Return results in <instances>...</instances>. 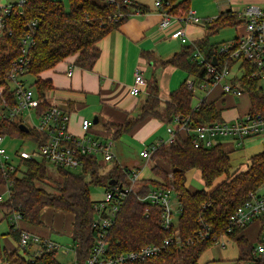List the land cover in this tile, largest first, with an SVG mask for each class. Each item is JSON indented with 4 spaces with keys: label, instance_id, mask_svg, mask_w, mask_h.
<instances>
[{
    "label": "trees",
    "instance_id": "1",
    "mask_svg": "<svg viewBox=\"0 0 264 264\" xmlns=\"http://www.w3.org/2000/svg\"><path fill=\"white\" fill-rule=\"evenodd\" d=\"M166 1L171 6H167ZM68 2V7L63 0H25L23 4H12L14 12L6 18L7 26L0 29V86H5L6 96L13 95L6 74L22 57L23 38L27 33L32 35L33 42L27 53L29 61L24 66L26 73L22 81L27 84L25 77L33 75L35 79L28 85L42 97L54 88L52 80L43 78L42 72L70 56L75 57L76 66L92 69L101 54L100 41L132 14L150 10L138 0ZM164 8L172 14L185 15L191 8L190 0H165ZM33 20L37 21L35 27L31 28L30 23ZM241 22L239 15L231 9L221 12L211 21L205 20L207 35L193 43H183L179 52L162 63H170L187 71L196 86L202 81L210 82L213 75L208 71V64L217 56L220 65L230 55L219 52V46L224 41L213 42L210 36L226 26H236ZM197 49L204 54V62L193 57ZM145 56H148L147 52ZM234 62L231 60V63ZM242 68L243 74L239 82L251 99L249 113L263 117L264 84L259 77L252 75L257 69L250 62H244ZM145 85L148 86L149 94L137 113L128 115L122 123H105V130L112 134L113 139L118 140L149 116L166 123H172L178 116L187 119L191 129L222 120V109L215 102L204 98L198 104L194 103L195 89L187 81L173 90L166 101L160 97L156 78ZM48 105L49 102L45 100L41 109ZM30 132L21 130L18 122H10L0 117V135L8 133L11 137L23 138ZM231 150L222 142L210 147H196L191 141V134L183 137L180 132L176 142L161 145L153 153V158L167 166L153 164L152 177L141 179L139 189L128 194L108 234L113 250L139 249L144 245L163 243L165 239L174 237L175 241L160 255L127 264H200L202 253L215 242L209 238H197L195 232L201 230L205 224L213 225L218 233L223 231L234 210L252 194L260 193V188L264 185V150L254 154L247 168L242 170L233 169ZM21 162L22 165L16 170L9 169L7 175L0 172V184H7L8 181L12 183L9 195L0 200V222L3 219L9 220L11 214L17 211L22 215L23 222L41 226L44 225L42 216L46 208L71 216L77 264H84L97 243V230L93 227L96 200L91 198L90 187L92 184L104 187L128 185V167L113 161V165L104 172V164L93 155L86 158L82 170L79 171L53 166L57 175L55 176L50 173L49 166L52 165L44 160L24 159ZM192 169L201 171L206 188L188 187L187 173ZM153 187H172L175 190L182 206L176 229H163V208L160 205L139 199L140 195H145ZM248 226L235 228L229 234L236 239L239 247L240 254L235 264H264V253L255 252V244L243 234ZM5 235H11L19 241L20 231L11 224L8 232H0V264L7 261L9 264H64L59 260L57 250L43 251L34 256L30 252H27L29 255H23L19 248L8 250L3 243ZM177 235L181 238L180 243L176 240Z\"/></svg>",
    "mask_w": 264,
    "mask_h": 264
},
{
    "label": "built area",
    "instance_id": "2",
    "mask_svg": "<svg viewBox=\"0 0 264 264\" xmlns=\"http://www.w3.org/2000/svg\"><path fill=\"white\" fill-rule=\"evenodd\" d=\"M25 0H21L23 4ZM165 0H154V6L159 11L162 9L160 29L169 28L176 20L185 22H202L211 21L213 18L202 19L197 15L196 10L190 9L185 15L172 14L164 8ZM167 6H171L166 1ZM14 12L13 5H0V29H4L6 18ZM244 18L245 30L239 33L236 38L227 40L220 44L219 52L230 53L228 59L219 65L210 62L208 71L213 75L210 82L202 81L196 86L193 79L187 80L191 88H199L202 91H208L213 85L221 83L225 92L242 94L243 88L240 85L239 78L243 74V63L248 61L257 70L252 73L253 76L259 77L264 84V7L260 5H249L240 14ZM37 20L30 23L33 28ZM12 32L10 31L9 34ZM172 39H178L182 43H193L184 27L174 28L170 35ZM33 40L32 35L27 33L23 38L24 47L22 48V57L14 63V67L6 74V80L13 90L11 97L6 96L5 86H0V117L7 121H14L28 126L27 137L20 138L23 141L27 138H33L39 143L38 148L32 150L27 148H16L14 154L10 153L6 139L11 137L8 133L0 135V172L7 175L8 170H16L22 165V160H44L57 168H63L72 171L82 170L85 160L88 156H97L98 160L105 166L113 162L117 157L113 151L115 139L112 134L106 131L103 134H94L91 129L94 122L90 118L82 120V129L84 134L77 135L70 131V111L68 107L54 100V90L50 89L45 95L38 96L30 85L23 83L22 78L25 76V64L28 63L27 53ZM193 57L199 62L205 61L204 54L197 49ZM215 57V56H214ZM217 57V56H216ZM214 59V58H213ZM231 60L235 61L231 63ZM75 68L71 64L68 69V75L73 74ZM146 79L140 68L135 71L134 83L130 88L131 95H139ZM203 99V98H200ZM47 100L49 105L41 109L43 102ZM36 117L37 120L34 118ZM187 119L176 117L175 125H168L167 132L169 136L166 139L148 144L140 151V155L146 160L152 159L153 153L165 143H174L179 137V130L185 129L191 131V141L196 146L201 145L210 147L220 141L219 137L236 136L242 140L244 137L260 133L264 130V116L256 117L250 113L236 118L235 120H220L211 124H201L194 129L190 128ZM32 132H35L32 134ZM17 138V137H11ZM241 143V141H240ZM140 168L129 169L128 185H119L115 187H105L104 196L101 200L94 202L96 214L93 220V227L97 230V243L94 245L91 255L86 259L84 264H127L137 260H145L161 254L170 244L175 241L174 237H169L163 243H150L139 249L126 251L113 250L108 240V234L111 227L120 212L128 194L136 192L142 183L140 180ZM11 181L7 184H0L6 187V193L0 194V200H3L10 193ZM175 190L170 188L153 187L145 195H140L139 199L160 205L162 209L161 222L163 229L171 231L178 227L179 217L182 212V206L179 202ZM173 196H176L177 206H173ZM148 210V209H147ZM178 218L175 219V215ZM11 224L14 229L20 231L18 246L24 252H31L34 255L41 254L43 251H55L62 247L61 244L49 237L42 236L29 229L22 228L20 222L23 220L22 215L14 211L11 216ZM260 223V233L258 244L255 245V252L264 253V193L252 194L247 200L242 202L230 215L228 225L219 232L213 225H207L195 232V236L201 239H212L215 243L221 238L228 236L235 228L246 227L253 222ZM178 243L181 242L179 235L176 236ZM223 245L226 242L223 241ZM37 247L35 251L31 249ZM76 253L75 248L72 249ZM34 252V253H33ZM3 264H9L4 262ZM72 264H77L76 257ZM246 264H252L247 262Z\"/></svg>",
    "mask_w": 264,
    "mask_h": 264
},
{
    "label": "crops",
    "instance_id": "3",
    "mask_svg": "<svg viewBox=\"0 0 264 264\" xmlns=\"http://www.w3.org/2000/svg\"><path fill=\"white\" fill-rule=\"evenodd\" d=\"M20 1L0 0V5L16 4ZM138 1L147 5L150 10L145 13L137 12L132 14L129 19L123 22L118 28L113 29L100 41L101 54L92 69H84L76 66L74 64L75 57L70 56L59 62L55 67L41 73L43 78H49L53 82L54 100L68 107L70 111L69 129L74 134H84L81 125L84 118H90L94 122V118L97 116L98 122L94 123L91 132L99 135L106 132L104 126L106 122L122 123L128 115L137 113L140 110L149 91L148 86L145 85L139 95L130 94V88L134 83L137 68L142 70L147 83L155 78L157 79L160 97L163 101L169 100L171 92L178 88L182 82L190 79L187 71L184 69L170 63L163 64L162 62L183 48V43L180 40L172 39L169 36L174 28L184 27L191 40L196 41L208 33L205 21L185 22L176 20L169 28L161 30L160 21L162 15L155 8L154 0ZM209 2L210 0H192L191 6L202 11V14L205 15L204 20L206 18L217 17L221 12L229 9L237 13L242 22L236 25L239 26L238 34L234 38L245 30L244 18L240 15L245 8L249 5H260L264 7V0H214L215 6L213 7L214 9L216 8L217 11L215 13L217 14L209 15L210 8L207 6ZM146 52L148 56H145ZM71 64H74L75 68L73 74L68 75V69ZM204 93L205 96L203 99L206 98L208 101L215 102L216 106L222 109L221 114L223 120L231 121L244 116L249 113L252 107L251 99L247 92L244 91L240 95L225 92L221 83L213 85L208 91H204ZM236 97L244 98V102L246 103L244 108H241L238 103H228L230 98ZM200 100L199 97L196 104ZM172 123L175 122L173 121ZM172 123H166L164 120L149 116L140 121L127 133L132 135L138 134L140 136L139 138L151 144L159 139H166L169 136L166 128ZM179 132L183 137L192 134L191 131L185 129L179 130ZM263 133L264 130L260 133L244 137L242 140L236 136H230L232 138L228 141L222 140V137L218 138L225 146L232 149L230 156L234 170L246 169L251 157L264 150ZM259 136H261V140L255 141ZM150 160L153 161V164L158 162L153 157L152 159L146 160V162L150 163ZM159 162L161 163V161ZM162 164L165 167L167 166L164 162ZM134 168L140 167L135 166ZM144 178L143 172L142 174L140 173V179ZM6 190L5 186L0 185V194L6 193ZM24 224L21 223L20 226L28 229ZM256 224V238H258L260 230V223L258 221L248 226L243 234L247 235L246 232ZM34 226L43 227L47 226V224L44 222V225ZM31 230L42 236L49 237L58 243L60 242L53 239L51 233H47L44 229H40L39 231ZM70 234L72 238V229ZM12 239L15 241V238L12 237L11 239H4V245L8 250L18 248V241H15V243ZM33 248L37 249V247Z\"/></svg>",
    "mask_w": 264,
    "mask_h": 264
},
{
    "label": "rangeland",
    "instance_id": "4",
    "mask_svg": "<svg viewBox=\"0 0 264 264\" xmlns=\"http://www.w3.org/2000/svg\"><path fill=\"white\" fill-rule=\"evenodd\" d=\"M66 7H68L69 2L68 0H63ZM192 0H190V7L191 9H196L195 7L191 6ZM210 8V12H208L209 15H215L217 10L214 9L213 6H215L214 0H210L209 4L207 5ZM197 15L204 19L205 15L202 14L201 10H197ZM208 17V16H206ZM238 27L239 26H226L222 28L218 33H215L210 36L211 41L213 42H222L224 40H229L231 38H234L238 34ZM182 43V42H181ZM64 65V64H63ZM54 72V71H51ZM26 83L31 84L35 77L31 74L27 75L25 77ZM195 98L194 103H196L200 98H203L205 96L204 91H202L199 88L195 89ZM229 104L238 103L241 108H244L246 106V103L244 102V98L236 97V98H230L228 100ZM36 120L37 118L34 117ZM172 125H175V123H172ZM167 129V128H166ZM165 129V131H166ZM264 134V133H263ZM140 136L138 134L132 135L129 133H124L118 140H115V146L113 147V151L116 152L117 157L115 158L114 162L123 165L124 167H128V169H133L135 166H139L141 168V171L143 172V176L145 178H151L152 176V168L153 161L150 160V163L146 162V160L140 155V151L144 149L148 144H150L146 140H142L139 138ZM232 137H222L221 139L224 141H228ZM261 140V136L257 137L255 141ZM232 141V140H230ZM238 142V140H237ZM243 143V142H242ZM7 147L10 151V153L14 154V151L16 148H27V149H34L38 148L39 143L36 142L33 138H27L24 141L20 138H11L8 136L6 139ZM243 146V144H242ZM156 163V162H155ZM159 160L157 164H159ZM113 165V162L108 163L103 171H107L111 166ZM163 165L162 162L160 163V166ZM50 173H53L55 175V171L53 169V166H49ZM141 172V174H142ZM57 176V175H55ZM54 176V177H55ZM53 185V183H50ZM187 184L189 188H195V189H202L206 188L205 181L202 178L201 172L198 169H192L188 171L187 173ZM105 187L103 185H96L92 184L90 187V194L91 198L93 200H101L104 196ZM260 193H264V185L260 188ZM177 199L176 196H173V206L176 209L177 206ZM178 218V215H175V219ZM43 220L47 224V226L38 227L34 226L32 224H24L25 222L21 221L28 229H34L36 231H39L40 229H44L47 231V233H51V236L53 239H56L60 242H62V247L58 249V258L61 262L64 264H72L74 261V258L76 257V253L72 250L75 248V244L73 242V239L71 238V229H72V218L71 216L64 215L59 211H55L51 208H48L43 213ZM29 224V225H28ZM11 226V218L3 219L0 222V232L6 233L10 230ZM32 231V230H31ZM246 236L254 243L255 245L258 244L259 240L256 238L257 236V224L253 225V227L246 232ZM12 236L5 235L3 237V243L7 238L11 239ZM14 238V237H12ZM5 239V240H4ZM13 240V239H12ZM16 241V240H15ZM13 240V242H15ZM223 241L226 242V245H223ZM59 242V243H60ZM16 243V242H15ZM16 246V245H15ZM36 247V246H35ZM19 248V246H18ZM20 252L23 255H29L28 253L24 252L19 248ZM32 251H35V248L31 249ZM34 253V252H33ZM239 247L237 244V241L233 237L225 236L221 238L220 241L215 243L211 248L206 249L202 255L199 258L200 264H235L238 257H239ZM34 256V254H32Z\"/></svg>",
    "mask_w": 264,
    "mask_h": 264
},
{
    "label": "water",
    "instance_id": "5",
    "mask_svg": "<svg viewBox=\"0 0 264 264\" xmlns=\"http://www.w3.org/2000/svg\"><path fill=\"white\" fill-rule=\"evenodd\" d=\"M213 64H217V57L216 56L213 59ZM97 122H98V118H97V116H95L94 123H97ZM19 127L23 131H28V126L25 124H20Z\"/></svg>",
    "mask_w": 264,
    "mask_h": 264
}]
</instances>
